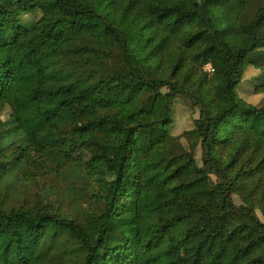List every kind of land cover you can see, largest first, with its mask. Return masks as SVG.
<instances>
[{"label": "trees", "instance_id": "trees-1", "mask_svg": "<svg viewBox=\"0 0 264 264\" xmlns=\"http://www.w3.org/2000/svg\"><path fill=\"white\" fill-rule=\"evenodd\" d=\"M259 120L264 0H0V264H264ZM76 164L85 218L9 183Z\"/></svg>", "mask_w": 264, "mask_h": 264}, {"label": "rangeland", "instance_id": "rangeland-1", "mask_svg": "<svg viewBox=\"0 0 264 264\" xmlns=\"http://www.w3.org/2000/svg\"><path fill=\"white\" fill-rule=\"evenodd\" d=\"M206 71H212L209 65L205 67ZM164 110H159L157 113L158 118L162 117ZM196 118H199V113L196 112ZM254 127L264 132V120L255 121ZM196 157L199 165H202L201 148H198ZM80 159H89L87 152L80 154ZM79 165L71 166L65 171H54L52 168L49 172L45 169V177L40 175L32 178L27 174L24 176L11 175L9 183L18 191L19 203L34 204L42 201L46 205H50L54 210H59L60 213H76L80 212V216L85 218L87 214L95 211L96 207H101L98 202L97 196L101 194L100 188L96 185L94 177L90 176L84 178V172L78 169ZM57 175L58 177H56ZM213 179H217L213 176ZM155 199L151 193L146 194L143 199V205H150ZM233 201L237 206L244 205L243 200L238 194L233 196ZM261 221L264 222V215L261 211L256 210ZM11 249L15 251L16 247L10 238L0 240V250Z\"/></svg>", "mask_w": 264, "mask_h": 264}]
</instances>
